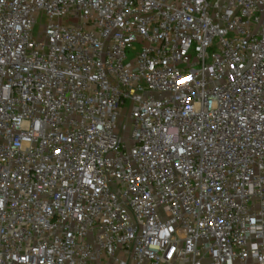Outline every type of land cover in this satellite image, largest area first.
<instances>
[{
  "label": "built area",
  "instance_id": "1",
  "mask_svg": "<svg viewBox=\"0 0 264 264\" xmlns=\"http://www.w3.org/2000/svg\"><path fill=\"white\" fill-rule=\"evenodd\" d=\"M0 264H264V0H0Z\"/></svg>",
  "mask_w": 264,
  "mask_h": 264
},
{
  "label": "rangeland",
  "instance_id": "2",
  "mask_svg": "<svg viewBox=\"0 0 264 264\" xmlns=\"http://www.w3.org/2000/svg\"><path fill=\"white\" fill-rule=\"evenodd\" d=\"M45 22L46 21H45L44 18L38 20L36 26L34 27V31H33V33H34L35 36L38 35L41 26H44L46 24ZM67 22H75V20L74 19H71V20H68Z\"/></svg>",
  "mask_w": 264,
  "mask_h": 264
},
{
  "label": "snow or ice",
  "instance_id": "3",
  "mask_svg": "<svg viewBox=\"0 0 264 264\" xmlns=\"http://www.w3.org/2000/svg\"><path fill=\"white\" fill-rule=\"evenodd\" d=\"M177 84H180V81L179 80H177Z\"/></svg>",
  "mask_w": 264,
  "mask_h": 264
}]
</instances>
